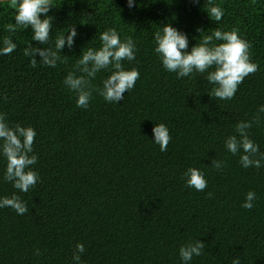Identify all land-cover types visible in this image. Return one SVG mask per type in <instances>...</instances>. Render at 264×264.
Listing matches in <instances>:
<instances>
[{
  "label": "trees",
  "instance_id": "obj_1",
  "mask_svg": "<svg viewBox=\"0 0 264 264\" xmlns=\"http://www.w3.org/2000/svg\"><path fill=\"white\" fill-rule=\"evenodd\" d=\"M216 2L225 9L219 25L203 11V0H137L132 9L127 0H56L49 15L57 32L77 26L80 33L56 68L30 66L24 49L41 45L30 29L7 31L15 10L0 3V41L10 37L17 44L0 56V112L10 124L36 130L40 175L33 189L18 193L2 179L6 161L0 157V197L16 193L29 208L23 216L0 209V264H73L78 243L85 247L81 264H181L179 248L197 239L205 248L192 264H232L236 257L264 264V161L245 169L224 147L239 122L256 121L248 131L264 153V113L258 112L264 105V0ZM169 23L188 34L190 48L197 28L205 34L238 29L258 71L232 100L212 96L200 75L176 79L154 53L153 34ZM113 27L138 42L136 60L124 67L137 68L140 79L119 104L93 91L89 108H77L63 80L75 71L81 48H98L99 33ZM108 75L98 73L94 88ZM159 123L173 137L167 152L151 142ZM213 159L222 162L220 169L210 167ZM189 167L205 172V191L185 186ZM249 191L256 199L246 210Z\"/></svg>",
  "mask_w": 264,
  "mask_h": 264
},
{
  "label": "clouds",
  "instance_id": "obj_2",
  "mask_svg": "<svg viewBox=\"0 0 264 264\" xmlns=\"http://www.w3.org/2000/svg\"><path fill=\"white\" fill-rule=\"evenodd\" d=\"M15 10L14 21L7 25V31L14 33L17 29L31 30L32 43L24 49V56L30 58V66L56 68L64 63L65 46L73 48L76 38L80 35L77 26L69 27L66 32H57L53 23V16L49 13L56 8V0H10ZM194 5H200L201 0H192ZM203 11L208 18L219 25L225 16V9L216 0H203ZM127 7H138L137 0H127ZM83 25V24H81ZM200 33L195 45L190 48L189 36L169 24L153 34L154 53L160 64L169 73H174L176 79H192L196 75L203 77L207 84L212 85L211 95L218 100H232L239 90V85L246 77L258 71L259 66L251 60L250 44L238 29L222 30L216 27L210 34H205L203 28H197ZM54 37V38H53ZM100 46L83 47L77 57L75 71L68 72L63 80L67 89L76 94V107L87 110L93 98V91L97 92L104 101L119 104L124 100V94L130 93L140 79L137 68L126 69L124 62L132 63L139 51L138 42L131 36L121 37L115 28H107L99 33ZM93 40L88 44L91 45ZM47 47H44V46ZM17 48V44L10 37L0 41V56L10 55ZM190 48V50H189ZM37 56L40 57L37 60ZM108 72L102 81L101 88H94L92 81L98 73ZM77 73H80L77 75ZM264 113V105L258 109ZM256 121H241L236 125L237 135L225 138L224 147L233 156L239 155L240 165L247 168L259 169L264 161V153L260 146L250 138L249 129ZM36 130L31 126H22L8 122L7 114L0 112V157L6 161L3 181L10 183L18 193H28L40 181L39 172L34 170L38 162L35 154L34 142ZM151 142L159 146L161 152H167L172 142V135L165 123L155 124L152 129ZM215 169L222 167V162L213 159L211 166ZM185 186L198 192H203L208 186L206 174L202 170L189 167L183 177ZM211 193H209V196ZM256 193L246 194L242 207L251 210L254 207ZM11 208L17 215L23 216L29 212L27 204L19 195L0 197V209ZM205 244L197 239L179 248L181 264H192L194 257L203 254ZM85 252L83 244H77L73 253V264H81V256ZM36 255H39L37 250ZM232 264H241L236 257Z\"/></svg>",
  "mask_w": 264,
  "mask_h": 264
},
{
  "label": "water",
  "instance_id": "obj_3",
  "mask_svg": "<svg viewBox=\"0 0 264 264\" xmlns=\"http://www.w3.org/2000/svg\"><path fill=\"white\" fill-rule=\"evenodd\" d=\"M10 2V0H0V3Z\"/></svg>",
  "mask_w": 264,
  "mask_h": 264
}]
</instances>
